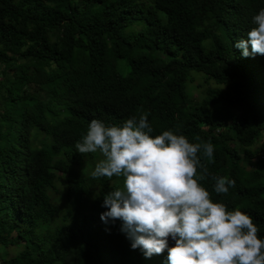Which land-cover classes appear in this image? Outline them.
I'll list each match as a JSON object with an SVG mask.
<instances>
[{"label":"trees","instance_id":"16d2710c","mask_svg":"<svg viewBox=\"0 0 264 264\" xmlns=\"http://www.w3.org/2000/svg\"><path fill=\"white\" fill-rule=\"evenodd\" d=\"M260 8L264 0H0V65L11 75L0 82V246L19 248L0 264H168L167 251L145 258L119 220L100 219L123 178L93 179L101 154L75 147L92 119L122 125L144 112L153 136L178 128L212 142L202 185L251 215L264 239V56L235 47ZM195 75L208 84L196 102ZM215 175L236 181L228 195L214 192Z\"/></svg>","mask_w":264,"mask_h":264},{"label":"clouds","instance_id":"9594fccd","mask_svg":"<svg viewBox=\"0 0 264 264\" xmlns=\"http://www.w3.org/2000/svg\"><path fill=\"white\" fill-rule=\"evenodd\" d=\"M252 23L235 43L243 57L264 56V8ZM148 115H133L122 125L92 119L75 145L81 155L101 154L93 179L123 178L122 187L104 195L107 210L100 219L119 220L131 249L148 259L167 251L168 264H264V239L253 217L214 201L201 183L209 176L202 158L214 162L212 142L196 137L200 142L192 143L178 128L153 136ZM211 178L218 195L236 185L228 176Z\"/></svg>","mask_w":264,"mask_h":264},{"label":"rangeland","instance_id":"374dc122","mask_svg":"<svg viewBox=\"0 0 264 264\" xmlns=\"http://www.w3.org/2000/svg\"><path fill=\"white\" fill-rule=\"evenodd\" d=\"M8 66H9L8 63L0 65V69H1L0 70L1 71L0 72V82L4 81L5 83V80L11 77V75L8 74V71H7L9 69ZM194 77H195L194 81L191 84H189L188 94L196 102L202 98L204 91L208 87V84L207 82H205V79L203 76L195 75ZM209 84L213 85V82H210ZM27 93H28V89H25V91L23 92V95ZM3 99H4L3 97L0 98V112L3 110ZM31 102L32 101L27 96H23V98L21 99V103L33 104ZM188 102H189L188 95L184 94L182 96H179V98L176 101V104L185 106ZM60 179H64V177H60ZM57 185L60 189H64V183L62 181H59ZM55 196L57 197V199H60L63 201V199H61L62 198L61 194H56ZM89 203H90L89 199H84L82 203L83 207L87 208L89 206ZM173 245H174V241L169 240V246H173ZM18 252H19L18 247H8L7 248V247L0 246V254H8L9 257H12V256H15ZM127 262L131 263L130 258L127 259Z\"/></svg>","mask_w":264,"mask_h":264}]
</instances>
